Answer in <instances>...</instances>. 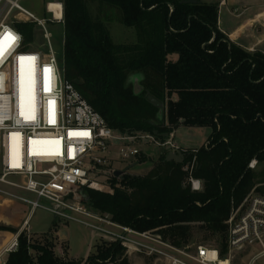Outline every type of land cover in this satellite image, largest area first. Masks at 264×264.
<instances>
[{
    "label": "trees",
    "instance_id": "1",
    "mask_svg": "<svg viewBox=\"0 0 264 264\" xmlns=\"http://www.w3.org/2000/svg\"><path fill=\"white\" fill-rule=\"evenodd\" d=\"M65 78L119 132L166 134L183 126L211 130L208 147L186 151L183 163L153 160L144 174L109 177V190L82 188L78 193L95 212L140 232L154 231L176 247L197 246L228 254V220L252 194L264 196V54L248 52L219 29L218 4L181 0H61ZM97 3L106 15L95 17ZM173 9V11H172ZM108 11L114 13L110 15ZM134 28L137 42L117 44L106 21L115 16ZM35 25L15 22L25 43ZM50 26L51 24L48 23ZM141 75L144 90L135 94L129 78ZM147 94L165 104L161 118ZM195 161V162H194ZM203 190H191L187 165ZM54 221L50 232H55ZM1 231H14L0 225ZM19 247L6 264H82L57 254V244L19 236ZM213 242V244H207ZM89 264H130L118 244L98 240ZM65 254L68 249H64Z\"/></svg>",
    "mask_w": 264,
    "mask_h": 264
},
{
    "label": "built area",
    "instance_id": "2",
    "mask_svg": "<svg viewBox=\"0 0 264 264\" xmlns=\"http://www.w3.org/2000/svg\"><path fill=\"white\" fill-rule=\"evenodd\" d=\"M48 13L55 23H64L63 16L56 20L54 12L48 9ZM22 18L40 25L45 52L25 43L15 26ZM47 24L45 18L37 19L25 10L20 0H0V201L26 204L30 215L41 208L79 222L98 240L121 246L127 258L139 256L163 264H222L221 260L232 264L230 252L235 250L259 249L251 262L263 256L264 196L252 193L245 206L232 210L224 258L212 246L199 245L192 251L176 247L154 231L121 225L76 199L85 187L104 191L100 178L107 184L122 170L117 165L136 162L145 146L185 151L171 138L162 141L151 133L112 129L65 78ZM194 162L185 170L191 190L200 192L202 181L192 176ZM256 165L254 160L249 167ZM25 231L28 228L0 248V264L18 250L19 236ZM82 264H89L88 257Z\"/></svg>",
    "mask_w": 264,
    "mask_h": 264
},
{
    "label": "rangeland",
    "instance_id": "3",
    "mask_svg": "<svg viewBox=\"0 0 264 264\" xmlns=\"http://www.w3.org/2000/svg\"><path fill=\"white\" fill-rule=\"evenodd\" d=\"M49 0H20V5L25 8L26 10L32 12L34 16L37 18H45L48 23L51 25L49 26L47 24V28L49 30V33L51 34L52 44L54 46V49L57 53L58 58L60 57V54L62 53L63 49V31H64V24H58L55 23L51 14L47 12L46 4ZM53 3L56 4H62V1L60 0H52ZM203 1V0H202ZM201 2V0H200ZM91 11L94 14L95 17H101L103 18L106 15L105 13L100 10L97 3H94L91 5ZM110 15L114 14L110 11H108ZM120 15L119 12V18H116V16L110 20L106 21V25L108 29L110 30L112 39L117 44H134L137 42V34L136 30L131 27L125 26L120 21ZM22 21L19 22H28V23H34L35 25V37L32 42H30L28 45L31 46L33 50H40L42 52H45L47 49L46 41L44 39V32L40 25L29 19V18H22ZM142 81V79H141ZM140 81V84H141ZM134 85V84H133ZM142 85V84H141ZM188 132V129H182L178 136L183 134L184 132ZM172 138V137H171ZM173 139V138H172ZM174 143V142H173ZM208 143L203 144L201 147H205ZM196 148L194 150L200 149ZM147 154H150L152 152L151 148H146ZM145 149V150H146ZM183 151H189L188 149H184ZM193 151V150H192ZM133 164V163H132ZM132 164L128 165H117L121 169H125ZM150 165V162L138 164L134 163L132 165V168L129 170L132 174H144L148 167ZM264 166H257L255 167V170L257 172L263 171ZM101 184H104L106 187L102 186L104 190H109V183L105 184L104 178H100ZM103 180V181H102ZM254 195H258L253 193ZM262 196V195H259ZM31 197V196H29ZM83 199V198H82ZM82 202H84L82 200ZM42 203L47 204L46 201H42ZM86 206H88L86 203H84ZM54 221L58 222V228L55 230V232H50L49 230L52 228ZM29 232L25 231L26 236L29 241L32 242H43V240L48 237L52 238L57 244L56 251L57 254L60 256H66L68 259L71 260H79L84 261L86 258L94 252V245L96 242H98V239L96 237H93L91 230L79 223L72 220L64 219V218H57L53 213L44 210V209H37L32 216L29 219V226H28ZM65 232L67 234V239L58 236L59 232ZM6 235L0 236V248L4 246L7 241H5ZM107 243V242H106ZM207 244H213V242H207ZM60 247V249H59ZM67 248L68 252L65 254L64 249ZM258 250L253 249H243V250H235L230 252L232 255V264H264V255L255 259L253 262H251L252 258L258 253ZM229 254V255H230ZM128 260L130 261V264H163L161 262H157L154 260H150L148 258L144 257H128Z\"/></svg>",
    "mask_w": 264,
    "mask_h": 264
},
{
    "label": "crops",
    "instance_id": "4",
    "mask_svg": "<svg viewBox=\"0 0 264 264\" xmlns=\"http://www.w3.org/2000/svg\"><path fill=\"white\" fill-rule=\"evenodd\" d=\"M53 2L54 1L52 0L47 2V12L48 9L50 12H54L50 7L57 4ZM201 2L206 4H218L219 29L233 43L237 44L248 52H261L264 54V0H201ZM61 12L63 14V11ZM30 13L33 14L32 12ZM34 17L37 18L36 16ZM54 17L57 20L59 19L56 17L55 12ZM184 128L188 129V132L185 131L183 134L178 136V133ZM210 135V129L186 128L181 126L174 130V132L168 138L172 137V141L182 150H194L201 147L203 144L208 143ZM146 148H151L152 152L147 154L148 150ZM168 152L169 150H167V148H160L157 146L148 145L142 148V153L145 154L149 160H156L162 154L167 155ZM150 168L151 167L149 165L147 171ZM31 216L30 207L26 204L13 201H0V225H4L9 227L11 230H14L0 232V236H7L5 238V241H7L6 244L10 243L17 234L28 228L29 219ZM58 236L67 239V234L64 231L59 232ZM1 245L2 244H0V246Z\"/></svg>",
    "mask_w": 264,
    "mask_h": 264
},
{
    "label": "water",
    "instance_id": "5",
    "mask_svg": "<svg viewBox=\"0 0 264 264\" xmlns=\"http://www.w3.org/2000/svg\"><path fill=\"white\" fill-rule=\"evenodd\" d=\"M181 2L182 3H188V4H198V3H200V0H181ZM172 11H173V9H172ZM141 79H142L141 75H133L129 78V81L133 82V84H134L135 94H140L144 90V87L140 84ZM147 99L152 105H154L155 107H157L159 109V116L162 118L164 116V113H165V104L163 102H161L160 100H158L157 98H155L151 94H147ZM154 135H158V133L155 132ZM169 136H170L169 134H166L167 138ZM167 150H169L167 157H166L167 161H175L177 163H183L184 162L185 154L183 152H179V151L175 152V151L171 150L169 147H167ZM131 168H132V165L125 168V169L117 170L114 175L116 177H120L125 172H128ZM76 199L78 201H82V198L80 196H76Z\"/></svg>",
    "mask_w": 264,
    "mask_h": 264
},
{
    "label": "bare ground",
    "instance_id": "6",
    "mask_svg": "<svg viewBox=\"0 0 264 264\" xmlns=\"http://www.w3.org/2000/svg\"><path fill=\"white\" fill-rule=\"evenodd\" d=\"M51 10L52 11H54L55 12V14H56V17L57 18H59L58 20H60L61 18H62V16H63V14H62V5L61 4H57V5H52L51 7ZM55 18V17H54ZM57 20V19H56ZM21 100H23V102H24V99H23V96H22V99ZM24 104V103H23ZM222 261V264H230L229 262H227V261H224V260H221Z\"/></svg>",
    "mask_w": 264,
    "mask_h": 264
},
{
    "label": "snow or ice",
    "instance_id": "7",
    "mask_svg": "<svg viewBox=\"0 0 264 264\" xmlns=\"http://www.w3.org/2000/svg\"><path fill=\"white\" fill-rule=\"evenodd\" d=\"M2 55H3V50H2V49H0V57H2ZM20 59H21V60H23V59H24V57H21Z\"/></svg>",
    "mask_w": 264,
    "mask_h": 264
}]
</instances>
